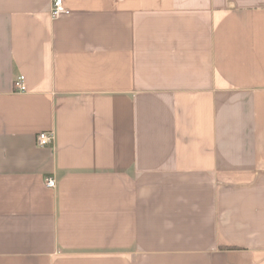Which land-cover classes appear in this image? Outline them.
I'll return each instance as SVG.
<instances>
[{"label":"crops","instance_id":"crops-1","mask_svg":"<svg viewBox=\"0 0 264 264\" xmlns=\"http://www.w3.org/2000/svg\"><path fill=\"white\" fill-rule=\"evenodd\" d=\"M52 2L0 0V264H264V0Z\"/></svg>","mask_w":264,"mask_h":264},{"label":"built area","instance_id":"built-area-1","mask_svg":"<svg viewBox=\"0 0 264 264\" xmlns=\"http://www.w3.org/2000/svg\"><path fill=\"white\" fill-rule=\"evenodd\" d=\"M69 13V10L65 7V0H53L51 7V14L54 19L58 18L62 14ZM15 91L25 92V77L19 76L14 83ZM54 133L52 131H41L38 133L36 143L39 147L49 146L54 140ZM45 185L49 188L56 187V179L52 176L45 178Z\"/></svg>","mask_w":264,"mask_h":264}]
</instances>
